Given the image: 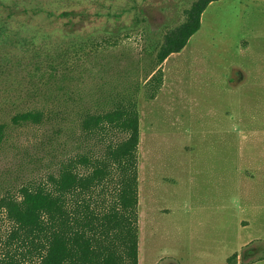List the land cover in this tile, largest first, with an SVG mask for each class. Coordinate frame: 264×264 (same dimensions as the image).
<instances>
[{"label": "rangeland", "instance_id": "rangeland-1", "mask_svg": "<svg viewBox=\"0 0 264 264\" xmlns=\"http://www.w3.org/2000/svg\"><path fill=\"white\" fill-rule=\"evenodd\" d=\"M196 1L0 0V196L64 151L50 125H12L17 111L138 92L139 264H264V0L211 3L150 99Z\"/></svg>", "mask_w": 264, "mask_h": 264}, {"label": "trees", "instance_id": "trees-1", "mask_svg": "<svg viewBox=\"0 0 264 264\" xmlns=\"http://www.w3.org/2000/svg\"><path fill=\"white\" fill-rule=\"evenodd\" d=\"M214 1L193 3L185 21L165 36L150 99L162 86V64L187 47ZM137 93L109 92L98 108L63 103L11 117L14 126L50 125L65 152L42 179L0 196V224L8 226L0 264H139ZM7 127L0 123V145Z\"/></svg>", "mask_w": 264, "mask_h": 264}]
</instances>
